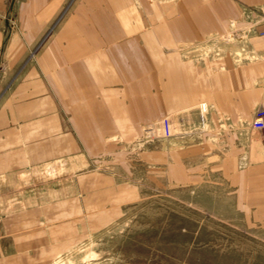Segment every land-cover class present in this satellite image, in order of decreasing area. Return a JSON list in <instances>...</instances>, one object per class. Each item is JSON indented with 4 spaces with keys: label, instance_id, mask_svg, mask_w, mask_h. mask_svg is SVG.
<instances>
[{
    "label": "crops",
    "instance_id": "1",
    "mask_svg": "<svg viewBox=\"0 0 264 264\" xmlns=\"http://www.w3.org/2000/svg\"><path fill=\"white\" fill-rule=\"evenodd\" d=\"M261 9L0 0V264H47L59 236L109 224L159 180L221 186L264 231V151L249 126L264 110V40L226 39ZM168 115L182 132L135 141Z\"/></svg>",
    "mask_w": 264,
    "mask_h": 264
},
{
    "label": "rangeland",
    "instance_id": "2",
    "mask_svg": "<svg viewBox=\"0 0 264 264\" xmlns=\"http://www.w3.org/2000/svg\"><path fill=\"white\" fill-rule=\"evenodd\" d=\"M180 132L171 118L172 135ZM135 141H145L141 128ZM142 192L100 229L59 236L47 264H264V231L245 224L221 186L159 180Z\"/></svg>",
    "mask_w": 264,
    "mask_h": 264
},
{
    "label": "built area",
    "instance_id": "3",
    "mask_svg": "<svg viewBox=\"0 0 264 264\" xmlns=\"http://www.w3.org/2000/svg\"><path fill=\"white\" fill-rule=\"evenodd\" d=\"M228 26L230 29V35L232 37H237L239 40L244 41L249 36L264 40V9L258 10L256 19L243 29H237L235 23L232 21L229 22ZM205 112V104H200L199 113L203 115ZM249 126L258 134L264 151V110L262 108L254 110ZM200 127L202 128V125H200ZM141 132L145 139L144 142L171 137V116H165L159 121L142 126Z\"/></svg>",
    "mask_w": 264,
    "mask_h": 264
}]
</instances>
